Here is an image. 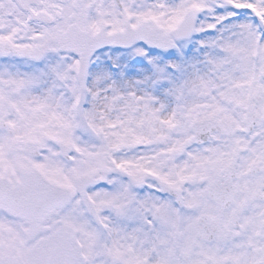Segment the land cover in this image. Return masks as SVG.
I'll return each mask as SVG.
<instances>
[{
  "label": "snow or ice",
  "instance_id": "1",
  "mask_svg": "<svg viewBox=\"0 0 264 264\" xmlns=\"http://www.w3.org/2000/svg\"><path fill=\"white\" fill-rule=\"evenodd\" d=\"M0 264H264V0H0Z\"/></svg>",
  "mask_w": 264,
  "mask_h": 264
}]
</instances>
